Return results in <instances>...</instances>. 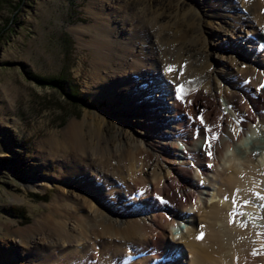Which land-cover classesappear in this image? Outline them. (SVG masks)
<instances>
[{
    "label": "bare ground",
    "instance_id": "bare-ground-1",
    "mask_svg": "<svg viewBox=\"0 0 264 264\" xmlns=\"http://www.w3.org/2000/svg\"><path fill=\"white\" fill-rule=\"evenodd\" d=\"M89 5L94 24L74 31L94 55L95 105L109 106L71 119L28 165L27 187L42 191L49 182L41 170L64 158L50 211L16 230L36 256L31 264H109L107 255L118 264H264V0ZM133 5L152 14L136 28L126 16ZM245 27L251 39L237 49L227 38ZM110 124L113 137L105 134ZM167 225L179 243L168 244ZM142 253L146 260L135 261Z\"/></svg>",
    "mask_w": 264,
    "mask_h": 264
},
{
    "label": "rangeland",
    "instance_id": "rangeland-1",
    "mask_svg": "<svg viewBox=\"0 0 264 264\" xmlns=\"http://www.w3.org/2000/svg\"><path fill=\"white\" fill-rule=\"evenodd\" d=\"M91 1L0 0V264H31L36 256L30 259V249L23 244L19 245L16 230L33 225L44 213H48L49 205L57 195L59 184L55 183V178L57 179L62 169L64 158H60L55 164H52L53 161L48 163L41 170L40 175L48 180L49 187L41 191L31 190L26 185L30 173L28 165L39 162L37 158L41 142L52 133L65 130L71 119H82L86 111L92 114L93 111L105 110L109 106L108 100L95 105L91 85L94 55L88 43L81 45L77 39L80 37L74 31L80 24H94L92 6L89 5ZM183 1L184 5H189L192 0ZM245 1L248 3V0ZM134 6L127 10L126 16L132 27L136 28L152 14L141 10L140 6ZM262 13L264 14L263 9ZM245 14L249 15L246 11ZM179 28L182 34L186 33L192 39V28L185 23H180ZM249 32V27H245L238 33L241 35L239 38L228 36L227 39L233 40L237 48V45H245V40L251 39L252 33ZM84 38L89 42L91 35L85 34ZM175 38L173 34L169 41ZM222 38L225 40L226 36ZM218 44V41L211 40L210 48H218ZM248 52L254 55L253 51ZM225 63L232 66L226 59L221 64ZM159 66L157 71L163 73V65ZM185 66L186 64L183 65L184 68ZM184 73L185 71L182 72L183 75ZM54 79L58 85L54 83ZM166 79L172 83V79ZM161 115L164 117L165 113L161 112ZM129 129L130 127L127 128ZM115 131L114 124L105 128V134L109 137H113ZM261 135L264 137V133ZM191 175L196 182L197 177L192 173ZM118 182L114 181L116 184ZM118 184L120 186L123 183ZM206 191L205 189V193ZM213 191L214 187L211 186L212 194ZM205 193L203 197L207 198ZM143 194L137 195L141 198ZM261 197H264L263 193L258 198L264 203V198ZM164 201L161 200L162 203ZM128 205L132 207L134 204L130 202ZM240 206L248 208L251 205L240 203ZM256 206H251V212L257 211L258 205ZM238 215L242 218L244 211L240 210ZM250 219L252 220L251 217ZM181 225L185 227L189 223L181 222ZM175 232L176 228L166 226L165 237L167 236L169 245L180 242V235ZM152 237L148 236L145 241L151 242ZM161 237L162 243H165V237ZM137 241L142 245L144 239ZM166 249L167 244L162 255L170 253ZM142 254L136 255L134 260H146L147 253ZM38 260H34L33 264H37ZM106 262L118 264L120 261L107 255Z\"/></svg>",
    "mask_w": 264,
    "mask_h": 264
},
{
    "label": "snow or ice",
    "instance_id": "snow-or-ice-1",
    "mask_svg": "<svg viewBox=\"0 0 264 264\" xmlns=\"http://www.w3.org/2000/svg\"><path fill=\"white\" fill-rule=\"evenodd\" d=\"M171 71V69H169ZM261 198H264V197H261ZM203 237V234H201L200 237H198V239L202 238Z\"/></svg>",
    "mask_w": 264,
    "mask_h": 264
},
{
    "label": "trees",
    "instance_id": "trees-1",
    "mask_svg": "<svg viewBox=\"0 0 264 264\" xmlns=\"http://www.w3.org/2000/svg\"><path fill=\"white\" fill-rule=\"evenodd\" d=\"M56 79H57V78H56ZM56 79H54V80H55L54 83H55L56 85H58V84L56 83V82H57ZM73 87H74V86H73ZM74 89H75V88H74Z\"/></svg>",
    "mask_w": 264,
    "mask_h": 264
}]
</instances>
